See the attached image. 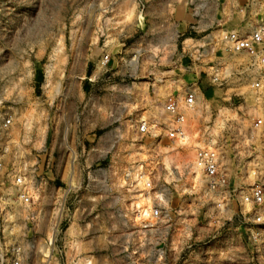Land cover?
<instances>
[{"label": "rangeland", "instance_id": "374dc122", "mask_svg": "<svg viewBox=\"0 0 264 264\" xmlns=\"http://www.w3.org/2000/svg\"><path fill=\"white\" fill-rule=\"evenodd\" d=\"M260 1L253 26L243 31L264 24ZM183 4L0 0V112L12 118L3 162L25 166L35 198L30 208L17 206L15 217L6 210L0 229L6 238L23 244V264H264V224L253 222L264 206L251 209L236 201L222 214L217 201L204 192L199 170L192 167L194 148L212 143L232 167L237 184L254 182L249 176L253 163L264 180V69L250 68L246 56L221 52L218 56L231 76L223 85L212 83L205 64L181 78L201 98L199 113L189 116L191 135L185 147L176 150L181 145L165 140L158 150L154 139L136 142L132 135L140 118L161 119L166 94L161 85L178 76L173 51L182 48L178 36L174 43L150 41L135 30L169 16L177 28L171 13ZM188 13L195 22L186 36L207 34L198 33V19ZM164 29L154 28L160 37ZM185 45L194 44L188 40ZM139 47L141 79L111 77L112 58V72H118ZM105 55L110 61L104 67ZM258 75L263 81L260 92L251 86ZM152 86L159 88L158 95ZM257 120L263 121L260 128L254 127ZM139 165L156 170L159 182L169 189L171 218L157 235L139 232L129 216L137 193L124 188V177L128 167ZM6 170L0 171L1 180ZM8 193L17 196L15 188ZM62 198L67 202L59 215Z\"/></svg>", "mask_w": 264, "mask_h": 264}, {"label": "built area", "instance_id": "2783aa9c", "mask_svg": "<svg viewBox=\"0 0 264 264\" xmlns=\"http://www.w3.org/2000/svg\"><path fill=\"white\" fill-rule=\"evenodd\" d=\"M209 1L184 0L188 11L198 19V33L209 32L197 41L190 39L193 46H187L185 45L186 41L183 42L182 54L177 57L178 70L182 74H192L196 66L205 64V67L210 70L206 74L211 78L212 83L221 86L231 77L227 76L228 71L221 63L223 58L218 56L221 52L230 57L246 56L250 60V68L264 69V24H259L246 32L224 30L221 25L213 30L206 29L205 20H207ZM171 5V3L167 4L168 7ZM172 20L168 18L170 22L167 20L159 22L160 28H167L169 24L176 26ZM141 38L144 40V37ZM142 51L140 47L135 50L129 62L130 66L137 67L139 65V60L143 56ZM212 58L217 60L214 62ZM109 61L110 56L105 55L102 60L103 66H107ZM182 77L178 75L173 78L169 85L162 83V89L166 94L160 103L161 119L140 118L132 131L136 142L152 138L154 147L158 150L164 145L165 140L170 141L174 146L181 145L175 147L176 150L188 144L191 135L189 116L199 113L201 98L196 87L193 84L182 82ZM251 86L256 92L262 91V77L258 75ZM152 93L155 96L158 95L159 88L152 86ZM262 125V120H257L254 123L255 128H260ZM11 127L12 118L6 113L0 112V171L7 167L6 172L1 175L3 180L0 178L1 222L4 221L2 218L7 215L6 210L11 211V217H15L17 206L20 207L19 209L25 210L35 202L34 196L28 189L32 185V181L25 166L18 169L15 166H6L3 162V156L9 152L7 141L10 140ZM199 133H201L200 130L197 134ZM211 144L203 143L194 148L195 156L192 167H196L203 178L206 186L204 192L206 191L217 201V206L222 214H228V206H232L236 201L251 206V209L262 208L264 206V180L260 175L258 163H253L250 166L252 173L249 176L254 178V182L252 184L245 182L237 184L236 178H233L232 167L228 164L224 154L220 148ZM170 147H165V149ZM176 175L179 173L176 172ZM157 177L156 170L151 168L144 170L143 165L137 166L136 169L128 167L124 177V188L137 193L135 195L137 199L130 203V219L137 230L144 235H157L162 225L171 218V212L168 209L169 189L159 182ZM11 188H15L17 196L9 195L8 192ZM141 201L145 203L143 204ZM65 207V203L61 204V215H63L62 210H65ZM253 222L264 224V212H256ZM4 232V228L0 229V264H23L25 254L23 244L13 238H6Z\"/></svg>", "mask_w": 264, "mask_h": 264}, {"label": "crops", "instance_id": "0c3cea01", "mask_svg": "<svg viewBox=\"0 0 264 264\" xmlns=\"http://www.w3.org/2000/svg\"><path fill=\"white\" fill-rule=\"evenodd\" d=\"M260 0H210L209 1V8H208V14H207V20H205L206 24H205V28L206 29H212V28H217L218 26H225L230 30H238L242 27H247V26H253V14L255 12V9H257V6L260 5ZM172 6V5H171ZM181 7H183V10L181 9ZM175 11L171 13V18H174L177 22H178V27L176 28V26H174V29L169 28V26L164 29L165 36H161L159 34H157L155 36V30L154 28L156 27H160L159 26V18L157 19V21L152 20L150 22V25L148 26V29L145 30H135V33H138L143 35H141V37H144L145 40H150V41H154V40H160L162 39L163 42H172L174 43L175 41H177V39H182V45L184 41H188L190 39L197 41L199 40L201 37H195L192 38L190 36H186L187 32H188V28L189 26L195 22V21H191L190 18V14L188 13V9L185 6V3L182 6L179 7H174ZM179 17V19H178ZM170 18V16H169ZM237 20V21H233L232 20ZM178 33H175V31ZM243 29H240L239 31H243ZM168 32H171V35H168ZM190 33V32H188ZM176 36H178V38L176 39ZM130 37V36H129ZM132 41V40H131ZM137 43V41H136ZM135 43V44H136ZM134 45V44H133ZM174 55L176 57L180 56L182 54V48L181 50L177 52L173 51ZM178 53V54H177ZM129 57L126 56V58ZM112 68H111V77H115L116 74H119L121 76H125L126 78L129 79H134V81L136 80H140L141 76H140V71H139V65H137V67L134 66H129V63H126V65L124 64L123 66H121L118 72H112L114 71L115 68V63H116V59L115 57L112 58ZM178 75L179 76H183V77H187V74H182L180 70H178ZM126 80V79H124ZM186 81V80H185ZM198 81V80H197ZM134 84V83H133ZM74 168V166H73ZM67 200H64V198L61 199L60 201V207L58 208V214L61 211V204L66 203ZM70 202V201H69ZM75 203V201H74ZM65 210H62V212H64Z\"/></svg>", "mask_w": 264, "mask_h": 264}, {"label": "bare ground", "instance_id": "6f19581e", "mask_svg": "<svg viewBox=\"0 0 264 264\" xmlns=\"http://www.w3.org/2000/svg\"><path fill=\"white\" fill-rule=\"evenodd\" d=\"M112 139V137H110L109 138V140H111ZM110 143V142H109ZM28 189H29V187H28ZM30 190V189H29ZM57 215V214H56ZM59 215H60V212H59ZM51 242H54V237L52 238V240H51ZM53 244V243H52ZM77 246V245H76ZM90 263V262H89ZM88 264V263H87Z\"/></svg>", "mask_w": 264, "mask_h": 264}]
</instances>
